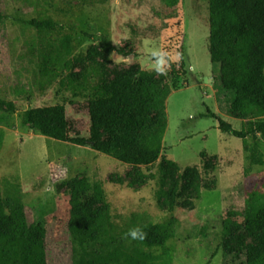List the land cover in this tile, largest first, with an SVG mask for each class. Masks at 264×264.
Here are the masks:
<instances>
[{
    "label": "rangeland",
    "instance_id": "obj_1",
    "mask_svg": "<svg viewBox=\"0 0 264 264\" xmlns=\"http://www.w3.org/2000/svg\"><path fill=\"white\" fill-rule=\"evenodd\" d=\"M41 4L38 0H0V97L16 103L15 111L0 105V115H4L0 126L5 132L0 178L17 182L27 212L44 219L46 264H94L93 244L69 229L66 181L75 175L102 182L115 222L178 217L180 225L169 240L174 248L172 264H228L229 249L264 242L260 235L264 229V164L246 172L247 152L241 139L221 131L214 117L198 115L210 109L234 127L253 118L233 109L235 91L213 76L217 64L210 60V37L235 39L233 23L212 19L209 0H179L178 15L163 22L137 0H104L92 5L83 0H51L49 5ZM40 11L57 21L53 34L73 46L52 84L41 81L38 32L24 21ZM105 36L136 54L124 56L107 50ZM152 49L182 54L176 63L180 75L174 76L170 70L167 76H160L169 89L167 126L163 148L153 165L127 164L89 145L55 139L21 125L22 110L61 102L69 131L86 135L89 117L71 102L107 91L126 72L150 69ZM80 80L89 87L75 94L71 86ZM155 114L150 113V121ZM103 137H108L106 132ZM257 139L264 155V135L259 133ZM64 155L68 156L66 165L53 180L50 164ZM168 159L175 162L178 174L186 169L200 174L199 181L181 178L193 199L191 208L169 210L163 197L156 195ZM169 183L165 178V187Z\"/></svg>",
    "mask_w": 264,
    "mask_h": 264
},
{
    "label": "trees",
    "instance_id": "obj_2",
    "mask_svg": "<svg viewBox=\"0 0 264 264\" xmlns=\"http://www.w3.org/2000/svg\"><path fill=\"white\" fill-rule=\"evenodd\" d=\"M42 6L51 0H38ZM89 5L104 0H83ZM141 7L161 22L178 15L179 0H137ZM212 19L223 18L233 23L235 39L212 35L210 60L217 64L214 79L225 88L235 91L233 109L253 116L234 127L217 112L207 109L199 116L217 120L221 131L241 139L246 150L248 172L254 165L264 164V155L257 135H264V0H209ZM38 32L36 55L41 62V81L52 84L61 74L73 46L68 39L53 34L57 21L46 11L24 20ZM105 47L124 56L136 54L134 50L114 44L105 36ZM174 76L180 75L176 63L171 66ZM80 80L72 84L75 94L88 89ZM169 89L162 78L147 68L126 72L112 81L107 91L94 93L82 100L72 101L78 111L89 117L88 133L72 134L67 125L64 104L55 102L30 107L19 113L22 126L43 135L78 145H89L127 164L153 165L163 148L167 126L166 99ZM0 105L15 111L13 100L0 97ZM155 112L152 121L150 113ZM4 115H0V121ZM106 132L108 137H103ZM4 128L0 126V150ZM251 137V141L248 138ZM67 155L57 157L50 164L52 179L56 180L65 167ZM60 168V169H59ZM163 178L156 191L163 197L167 208L194 206L185 191L181 178L200 180L195 169L177 173L175 162L168 159L163 166ZM165 178L170 183L165 187ZM69 203V229L92 243L94 264H172L174 248L169 242L180 225L179 218L171 216L165 221L134 217L123 223L112 219L110 204L102 182L83 176H72L66 181ZM141 227L147 236L142 241L125 238L129 229ZM264 239V229L260 232ZM46 229L42 217L30 215L21 199L19 184L0 178V264H46ZM228 264H264V242L250 243L228 250Z\"/></svg>",
    "mask_w": 264,
    "mask_h": 264
},
{
    "label": "clouds",
    "instance_id": "obj_3",
    "mask_svg": "<svg viewBox=\"0 0 264 264\" xmlns=\"http://www.w3.org/2000/svg\"><path fill=\"white\" fill-rule=\"evenodd\" d=\"M152 58V64L150 70L154 71L159 76H167L171 70L173 63H179L182 59V54L179 51H169L164 49H152L149 52ZM193 70H195L193 68ZM147 233L143 228L135 227L128 230L125 234V238L130 241H142L146 238Z\"/></svg>",
    "mask_w": 264,
    "mask_h": 264
}]
</instances>
